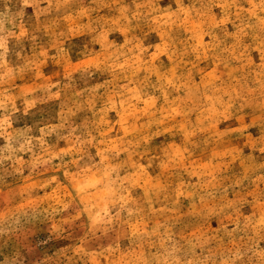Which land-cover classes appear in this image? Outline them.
Returning a JSON list of instances; mask_svg holds the SVG:
<instances>
[{"label":"rangeland","instance_id":"obj_1","mask_svg":"<svg viewBox=\"0 0 264 264\" xmlns=\"http://www.w3.org/2000/svg\"><path fill=\"white\" fill-rule=\"evenodd\" d=\"M0 264H264V0H0Z\"/></svg>","mask_w":264,"mask_h":264}]
</instances>
